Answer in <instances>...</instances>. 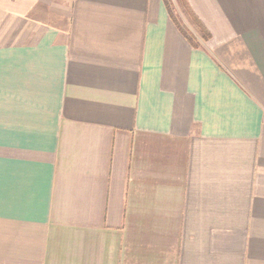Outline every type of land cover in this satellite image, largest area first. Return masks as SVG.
<instances>
[{
    "label": "crops",
    "instance_id": "0c3cea01",
    "mask_svg": "<svg viewBox=\"0 0 264 264\" xmlns=\"http://www.w3.org/2000/svg\"><path fill=\"white\" fill-rule=\"evenodd\" d=\"M0 264H264V0H0Z\"/></svg>",
    "mask_w": 264,
    "mask_h": 264
},
{
    "label": "trees",
    "instance_id": "16d2710c",
    "mask_svg": "<svg viewBox=\"0 0 264 264\" xmlns=\"http://www.w3.org/2000/svg\"><path fill=\"white\" fill-rule=\"evenodd\" d=\"M185 4V7L190 11V15L193 16L194 20H196L200 26V28L202 29L203 33L206 31L205 27L203 26V24L197 19V17L193 14L194 12H192V10H190L187 1H183ZM169 13L172 17V19L177 23L178 27L181 29V31L184 33V35L186 36L187 39H189L193 44H196L194 35L189 33L188 30L186 29V27L184 26V24L181 22V20L177 17V15L174 13V11L172 10L171 7H169ZM207 33V32H205Z\"/></svg>",
    "mask_w": 264,
    "mask_h": 264
}]
</instances>
